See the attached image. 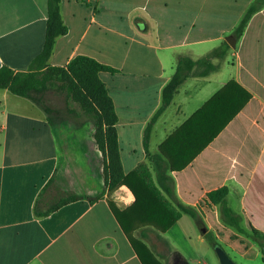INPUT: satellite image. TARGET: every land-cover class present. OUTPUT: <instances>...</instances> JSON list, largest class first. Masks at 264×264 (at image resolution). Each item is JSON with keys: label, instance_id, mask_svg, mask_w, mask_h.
Wrapping results in <instances>:
<instances>
[{"label": "crops", "instance_id": "1", "mask_svg": "<svg viewBox=\"0 0 264 264\" xmlns=\"http://www.w3.org/2000/svg\"><path fill=\"white\" fill-rule=\"evenodd\" d=\"M254 1L60 0L68 31L56 39L47 64L65 67L83 55L116 70L101 72L99 78L117 116L125 175L144 165L161 189L160 172L152 168L164 163L158 166L146 158L142 140L161 105L162 89L180 59H204L227 43ZM46 15V0H0V67L28 71L42 49ZM228 83L245 90L248 101L184 168L165 174L173 180L169 202L194 208L200 225L181 214L162 233L140 221L145 213L138 208L128 213L131 220L125 218L133 221L129 236L108 201L128 211L134 196L126 186L108 194L92 125L83 116L80 125L71 120L51 123L36 105H24L0 90V264H142L130 237L160 264H191L185 253L196 226L202 231L200 242L209 234L216 238L221 225L227 228L218 207L205 200L221 187L228 188L226 203L243 215L245 227L264 234V5L233 47L192 69L152 125L148 150L164 160L162 143ZM190 104L194 110L181 120ZM207 120L199 117L194 126L203 127L204 136ZM153 136H160V142L151 152ZM67 195L80 199L35 215V204L41 214Z\"/></svg>", "mask_w": 264, "mask_h": 264}, {"label": "trees", "instance_id": "2", "mask_svg": "<svg viewBox=\"0 0 264 264\" xmlns=\"http://www.w3.org/2000/svg\"><path fill=\"white\" fill-rule=\"evenodd\" d=\"M263 5L264 0L254 1L227 38V43H223L206 58L198 61L187 58L180 59L173 76L162 89L161 105L144 129L142 144L146 158L151 159L158 166L159 162L164 163V166L160 167L159 175V185L163 193L154 185L151 174L144 165L140 164L127 175L123 172L115 127L117 116L107 88L99 78L101 72L114 73L116 70L83 55L74 57L65 67L47 64L56 39L66 35L68 31L61 19L60 0H46L47 15L41 52L32 61L27 72H13L6 66L0 67V90H7L14 96L30 100L31 92L45 91L48 86L55 85L66 99L79 107L81 115L93 126V138L102 155V176L108 194L120 186H126L134 196V203L128 211H119L111 201H108L113 215L126 235L129 236L130 224L133 222L126 220L130 219L127 218V215L138 208L145 213L143 220L140 221L162 233L174 225L181 214L190 216L200 225L194 208L176 202L173 206L167 199V197L173 198V180L165 175V170L178 171L184 168L238 113L250 95L235 83H228L224 86L162 143L159 152L164 160L159 156H151L149 153L148 146L152 125L169 106L177 88L189 77L192 69L201 63H208L212 57L222 56L229 47H233L242 36L252 15L259 11ZM207 65L208 71H211L213 67L210 64ZM203 116L208 119L206 136H204L203 127L200 130L194 128L197 119ZM209 127L211 134H208ZM168 149L173 151L167 152ZM227 195L228 188L221 187L208 192L205 200L218 207L219 220L225 227L230 228L237 235L249 238L257 245L264 264V234L252 227H245L243 215L233 211L227 205ZM97 198H90L89 200L94 201ZM78 199L80 196L68 195L41 214L38 213L35 204L34 213L36 216L47 215L60 206ZM208 240L214 247L219 246L213 242L212 238ZM130 241L142 264H160L140 241L131 237Z\"/></svg>", "mask_w": 264, "mask_h": 264}, {"label": "rangeland", "instance_id": "3", "mask_svg": "<svg viewBox=\"0 0 264 264\" xmlns=\"http://www.w3.org/2000/svg\"><path fill=\"white\" fill-rule=\"evenodd\" d=\"M229 61H231V59H229ZM16 99L24 105H31V102L39 107L43 110L51 123H59L65 120H71L74 121V123H78L82 120L83 115H81L79 107L66 99L64 94L61 93L55 85L48 86L45 91L31 92L32 101L31 99L27 100L20 97H16ZM194 108L195 105L193 104L186 105L183 109L184 111L183 115H181V120L187 117ZM84 123L91 124V122L86 120ZM159 139L160 136H153L151 138V152H154L157 149V145L160 142ZM155 154H157V152H155ZM152 170L157 175L160 172V169H157L155 166ZM168 171L169 170L166 169L165 174H167ZM201 232V229L196 226L194 237H192L190 243L191 247L189 253H185L183 247H180L176 241L174 242V246L186 254L185 258H187L191 264H218L214 246L208 240L209 238H212L214 243L222 247L235 264H263L260 256V249L249 238L237 235L233 230L223 228L221 225L220 230L216 231V238L213 237L214 235L209 234L202 242H200L198 237L201 235Z\"/></svg>", "mask_w": 264, "mask_h": 264}, {"label": "water", "instance_id": "4", "mask_svg": "<svg viewBox=\"0 0 264 264\" xmlns=\"http://www.w3.org/2000/svg\"><path fill=\"white\" fill-rule=\"evenodd\" d=\"M214 251L218 260V264H235L229 256L226 254V252L223 250L220 246H215Z\"/></svg>", "mask_w": 264, "mask_h": 264}]
</instances>
